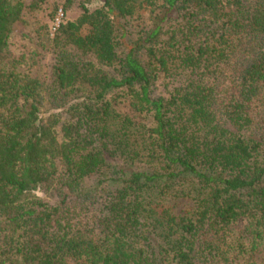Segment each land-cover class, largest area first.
Returning a JSON list of instances; mask_svg holds the SVG:
<instances>
[{
	"label": "trees",
	"instance_id": "1",
	"mask_svg": "<svg viewBox=\"0 0 264 264\" xmlns=\"http://www.w3.org/2000/svg\"><path fill=\"white\" fill-rule=\"evenodd\" d=\"M0 264H264V0H0Z\"/></svg>",
	"mask_w": 264,
	"mask_h": 264
},
{
	"label": "rangeland",
	"instance_id": "2",
	"mask_svg": "<svg viewBox=\"0 0 264 264\" xmlns=\"http://www.w3.org/2000/svg\"><path fill=\"white\" fill-rule=\"evenodd\" d=\"M49 12L50 11H49L48 5H42L34 12L25 14V20L27 21V28L23 29L22 27L18 26L15 29L14 34L11 38L10 49L15 54H20L23 51L21 47V44H22L21 40H19L18 38L19 37L18 32H23V31L26 32L28 29H30V27H33L37 23H47L51 25V31H53L57 21L61 22L63 18L74 19L79 15L80 10L78 8H72L71 10L66 12V14L64 15L61 13H58L55 16L53 21H51V18L49 17Z\"/></svg>",
	"mask_w": 264,
	"mask_h": 264
},
{
	"label": "built area",
	"instance_id": "3",
	"mask_svg": "<svg viewBox=\"0 0 264 264\" xmlns=\"http://www.w3.org/2000/svg\"><path fill=\"white\" fill-rule=\"evenodd\" d=\"M58 23H59V21H57V23H56L55 27H56V26H58ZM55 27H54V28H55Z\"/></svg>",
	"mask_w": 264,
	"mask_h": 264
}]
</instances>
